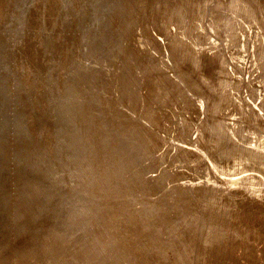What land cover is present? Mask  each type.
Instances as JSON below:
<instances>
[{"label": "rangeland", "instance_id": "374dc122", "mask_svg": "<svg viewBox=\"0 0 264 264\" xmlns=\"http://www.w3.org/2000/svg\"><path fill=\"white\" fill-rule=\"evenodd\" d=\"M22 1L0 0L2 264H264V0Z\"/></svg>", "mask_w": 264, "mask_h": 264}, {"label": "bare ground", "instance_id": "6f19581e", "mask_svg": "<svg viewBox=\"0 0 264 264\" xmlns=\"http://www.w3.org/2000/svg\"><path fill=\"white\" fill-rule=\"evenodd\" d=\"M14 1H16V0H14ZM23 1H25V0H23ZM23 1H22V2H23ZM68 1H69V0H68ZM109 2H110V1H109ZM135 2H136V1H135ZM23 3H24V2H23ZM28 3H29V2L27 1L26 4H28ZM68 3H69V2H68ZM14 4H15V3H14ZM44 4H45V3H44ZM219 4H220V3H219ZM45 5H46V4H45ZM204 5H205V4H204ZM105 7H106V6H105ZM130 8H131V7H130ZM85 10H86V9H85ZM103 10H104V9H103ZM118 10H119V9H118ZM14 11H15V10H14ZM17 11H19V10H17ZM13 13H14V12H13ZM21 13H22V12H21ZM21 13L19 12L18 14L20 15ZM173 13H174V12H173ZM194 13H195V12H194ZM238 13H239V12H238ZM0 14H1V13H0ZM14 14H16V13H14ZM87 14H88V12H87ZM1 16H2V15H1ZM12 16H14V15H12ZM15 16H16V15H15ZM17 16H18V15H17ZM221 16H222V15H221ZM122 17H123V16H122ZM225 17H226V16H225ZM225 17H224V18H225ZM12 18H13V17H12ZM12 18H11V19H12ZM123 18H124V17H123ZM222 18H223V17H222ZM252 18H253V17H252ZM15 19H18V18L15 17ZM228 19H229V18H228ZM97 20H98V19H97ZM222 20H223V19H222ZM229 20H231V19H229ZM19 21H20V19H19ZM223 21H224V20H223ZM225 21H226V20H225ZM14 22H15V21H14ZM142 22H143V21H142ZM162 22H163V21H162ZM223 23H224V22H223ZM225 23H226V22H225ZM57 24H58V23H57ZM95 24H96V23H95ZM11 25H12V23H11ZM11 25H10V26H11ZM15 25H17V24H15ZM226 25H227V24H226ZM254 25H255V24H254ZM37 26H38V25H37ZM40 26H41V25H40ZM95 26H97V25H95ZM232 26H233V25H232ZM224 27H225V26H224ZM25 28H27V27H25ZM86 28H87V27H86ZM7 29H9V28H7ZM13 29H14V28H13ZM20 29H21V28H20ZM87 29H88V28H87ZM87 29H86V30H87ZM22 30H24V28H23ZM22 30H20V32H21ZM73 30H74V29H73ZM101 30H102V29H101ZM127 30H128V29H127ZM9 31H10V30H9ZM42 31H43V30H42ZM16 32H17V31H15V33H16ZM175 32H176V31H175ZM18 33H19V32H18ZM23 33H24V32H23ZM106 34H107V33H106ZM116 34H117V33H116ZM150 34H151V33H150ZM171 34H173V33H171ZM221 34H222V33H221ZM2 35H3V34H2ZM9 35H10V34H9ZM9 35H8V36H9ZM15 35H16V34H15ZM1 37H2V36H1ZM1 37H0V38H1ZM4 37H5V36H4ZM254 37H255V36H254ZM261 37H262V36H261ZM2 38H3V37H2ZM2 38H1V39H2ZM10 38H11V37H10ZM15 40H17V38H15L14 41H15ZM3 41H4V40H3ZM4 42H5V41H4ZM16 42H17V41H16ZM16 42H14V43L16 44ZM158 42H159V41H158ZM186 42H187V41H186ZM1 43H2V41H1ZM79 43H80V42H79ZM107 43H108V42H107ZM2 44H3V43H2ZM15 44H14V45H15ZM134 44H135V43H134ZM3 45H4V44H3ZM16 46H17V45H16ZM92 46H93V45H92ZM9 47H10V46H9ZM11 47L13 48V46H11ZM14 47H15V46H14ZM110 47H111V46H110ZM134 47H135V46H134ZM17 48H18V47H17ZM9 49H10V48H9ZM15 49H16V48H15ZM3 50H4V49H3ZM13 50H14V49H13ZM5 51H6V50H5ZM7 51H8V50H7ZM14 51H15V50H14ZM17 51H18V50H17ZM1 52H3V51L1 50ZM1 52H0V53H1ZM92 52H93V51H92ZM92 52H91V53H92ZM95 52H96V51H95ZM4 53H5V52H4ZM8 54H9V52H8ZM4 55H5V54H4ZM4 55H3V56H4ZM21 55H22V54H21ZM103 55H104V54H103ZM12 56H13V55H12ZM222 56H223V54H222ZM8 57H9V55H8ZM24 57H25V56H24ZM27 57H28V56H27ZM107 57H108V56H107ZM3 58H4V57H3ZM9 58H10V57H9ZM11 58H12V57H11ZM25 58H26V57H25ZM118 58H119V57H118ZM256 58H257V57H256ZM5 59H6V58H5ZM20 59H21V58H20ZM102 59H103V58H102ZM6 60H7V59H6ZM6 60H5V61H6ZM186 60H187V59H186ZM186 60H185V61H186ZM5 61H1V62H5ZM24 61H25V60H24ZM183 61H184V60H183ZM217 61H218V60H217ZM11 63H12V62H11ZM0 64H1V63H0ZM2 64H3V63H2ZM6 64H7V63H6ZM215 64H216V63H215ZM7 65H9V63H8ZM7 65H5V66H7ZM217 65H218V64H217ZM1 66H2V65H1ZM11 66H12V65H11ZM16 66H17V65H16ZM2 67H3V66H2ZM2 67H1V68H2ZM8 67H9V66H8ZM8 67H6L5 70H7ZM12 67H13V66H12ZM130 68H131V67H130ZM0 70H1V69H0ZM3 70H4V68H3ZM5 70H4V71H5ZM12 70H13V68H12ZM31 70H32V69H31ZM2 72H3V71H2ZM5 72H6V71H5ZM70 73H71V72H70ZM55 74H56V73H55ZM87 74H88V73H87ZM0 75H1V72H0ZM71 75H72V74H71ZM89 75H90V74H89ZM3 76H6V75H3ZM3 76H2V77H3ZM5 78H6V77H5ZM80 79H81V78H80ZM0 80H1V77H0ZM5 80H6V79H5ZM48 80H49V79H48ZM2 81H3V80H2ZM46 82H47V81H46ZM0 85H1V81H0ZM74 86H75V85H74ZM0 87H1V86H0ZM2 88H3V87H2ZM5 88H7V87H5ZM8 88H9V87H8ZM8 88H7V89H8ZM40 88H41V87H40ZM77 88H78V87H77ZM109 88H110V87H109ZM3 91H4V90H3ZM7 91H8V90H7ZM7 91H6V92H7ZM11 91H12V90H11ZM12 92H13V91H12ZM61 92H62V91H61ZM0 95H1V92H0ZM8 95H10V94H8ZM11 95H14V94H11ZM2 98H5V97H4V94H2V97L0 98V134L4 132V129H7L6 125H7L8 127H12V128L14 127V126H12V122L10 121L11 118H12V114H13L14 112H13V113H10V115H9V112H7V110H6V111H3V109L1 108V107L4 105L3 102L1 101ZM84 98H85V97H84ZM5 101H6V100H5ZM52 101H53V100H52ZM64 101H65V100H64ZM5 103H6V102H5ZM75 103H76V102H75ZM15 104H16V103H15ZM17 105H19V104H17ZM49 105H50V104H49ZM14 106H15V105H14ZM61 108H62V107H61ZM14 109H15V108H14ZM11 110H12V109H11ZM13 111H14V110H13ZM16 111H17V110H16ZM3 112H6V113H7V116H6V115H3ZM55 112H56V111H55ZM16 113H17V112H16ZM47 113H48V112H47ZM92 114H94V113H92ZM52 116H53V115H52ZM19 118H20V117H19ZM19 118H18V120H19ZM89 118H90V117H89ZM14 119H15V117H14ZM14 119H13V122H14L13 125L19 126L20 123H19L17 120H14ZM54 121H55V120H54ZM90 121H91V120H90ZM10 122H11V123H10ZM37 123H38V122H37ZM56 123H57V122H56ZM82 123H83V122H82ZM14 129H15V128H14ZM77 129H78V128H77ZM25 130H26V129H25ZM14 131H15V130H14ZM89 132H90V131H89ZM83 135H84V134H83ZM85 135H86V134H85ZM90 137H91V136H90ZM134 138H135V137H134ZM88 139H89V138H88ZM185 139H186V138H185ZM130 140H131V139H130ZM2 143H3V141L0 140V148H1V144H2ZM262 145H263V144H262ZM58 147H59V146H58ZM68 147H69V146H68ZM126 147H127V146H126ZM262 147H263V146H262ZM18 148H19V147H18ZM123 148H124V147H123ZM7 149H8V148H7ZM62 149H63V146H62ZM22 150H23V149H22ZM22 150H21V151H22ZM69 150H70V149H69ZM8 152H9V150H8ZM61 152H63V150H62ZM6 153H7V152H6ZM10 153H11V152H10ZM51 153H52V152H51ZM58 153H59V152H58ZM12 154H13V153H12ZM15 154H16V153H15ZM26 154H27V153H26ZM5 155H8V154H5ZM9 155H11V154H9ZM28 155H29V154H28ZM39 156H40V155H39ZM3 157H4V156H3ZM54 157H55V156H54ZM27 158H28V157H27ZM31 158H32V157H31ZM198 158H199V157H198ZM1 159H2V158H1ZM3 159H4V158H3ZM24 159H25V158H24ZM28 159H29V158H28ZM10 160H11V159H10ZM31 160H32V159H31ZM70 160H71V159H70ZM34 161H35V160H34ZM1 162H3V161H1ZM1 162H0V163H1ZM6 162H8V160H7ZM37 162H38V161H37ZM69 162H70V161H69ZM3 163H4V162H3ZM10 163H11V162H10ZM35 163H36V162H35ZM38 163H39V162H38ZM31 164H33L32 161H31ZM2 168H3V167H2ZM39 169H40V168H39ZM3 170H4V169H3ZM5 170H6V169H5ZM62 170H63V169H62ZM6 171H7V170H6ZM16 171H17V170H16ZM7 173H8V172H7ZM0 174H1V173H0ZM3 174H4V173H3ZM119 175H120V174H119ZM0 176H2V175H0ZM2 177H3V176H2ZM0 179H1V177H0ZM2 179H4V178H2ZM23 179H24V177H23ZM66 179H67V178H66ZM5 180H6V179H5ZM5 180H3V181H5ZM18 180H19V179H18ZM25 180H27V179H25ZM7 182H8V181H7ZM19 182H20V181H19ZM25 182H26V181H25ZM20 183H21V182H20ZM3 184H5V183L3 182ZM3 184H2V185H3ZM16 184H19V183L17 182ZM27 184H28V183H27ZM35 184H36V181H35ZM5 185H6V184H5ZM21 185H22V184H21ZM33 185H34V184H33ZM36 185H37V184H36ZM38 185H40V188L42 187L40 183H39ZM6 186H7V185H6ZM24 186H25V185H24ZM26 186H27V185H26ZM168 186H169V185H168ZM18 187H20V186L18 185ZM28 187H29V186H28ZM43 187H44V186H43ZM0 188H2L1 185H0ZM3 188H4V187H3ZM21 188H22V187H21ZM48 188H49V187H48ZM44 189H46V188H44ZM2 190H3V189H2ZM16 190H17V189H16ZM24 190H25V189H24ZM24 190H22V191H24ZM51 190H52V189H51ZM0 191H1V190H0ZM5 191H6V190H5ZM46 191L48 192V189H46ZM12 192H13V190H12ZM25 192H26V191H25ZM5 193H6V192H5ZM17 193H18V192H17ZM23 193H24V192H23ZM23 193H22V194H23ZM27 193H28V191H27ZM44 193H45V191H44ZM51 193H52V192H51ZM51 193H50V194H51ZM29 194H30V193H29ZM47 194H48V193H46V195H47ZM52 194H53V193H52ZM52 194H51V196H52ZM17 195H18V194H17ZM17 195H16V196H17ZM30 195H31V194H30ZM43 195H44V194H43ZM46 195H45V197H46ZM3 196H6V194H5V195L3 194ZM7 196H8V195H7ZM9 196H10V195H9ZM19 196H20V195H19ZM47 196H48V195H47ZM53 197H54V196H53ZM1 198H2V196H1ZM10 198H11V197H10ZM26 198H27V197H26ZM28 198H29V197H28ZM28 198H27V199H28ZM30 198H31V197H30ZM30 198H29V199H30ZM41 198H42V197H41ZM49 198H50V197L48 196V199H49ZM63 198H64V197H63ZM63 198H62V199H63ZM4 199H5V198L3 197V200H4ZM14 199H17V197L14 198ZM23 199H24V198H23ZM23 199H22V200H23ZM27 199H26V200H27ZM44 199H46V198H44ZM64 199H65V198H64ZM0 200H2V199H0ZM6 200H7V199H5V201H2V203H3V202H6ZM12 200H13V198H12ZM12 200H11V201H12ZM19 200H20V199H19ZM26 200H25V201H26ZM37 200H38V199H37ZM46 200H47V199H46ZM49 200H50L51 203H53V202L51 201V199H49ZM49 200H47V201H49ZM53 200H54V198H53ZM59 200H60V199H59ZM67 200H69V199H67ZM23 201H24V200H23ZM23 201H22V202H23ZM27 201H28V203H29V200H27ZM40 201H41V199H40ZM57 201H58V199L56 200V203H57ZM41 202H42V201H41ZM54 202H55V201H54ZM61 202H62V201H60V203H61ZM0 203H1V201H0ZM9 203H10V202H9ZM17 203H18V202H17ZM28 203H26V205H27ZM44 203H45V202H44ZM60 203H59V205H60ZM3 204H4V203H3ZM5 204H6V203H5ZM20 204H21V203H20ZM24 204H25V203H24ZM34 204L37 206V204H36L35 202H34ZM39 204H40V203H39ZM42 204H43V203H42ZM45 204H47V203H45ZM45 204H44V205H45ZM48 204H49V203H48ZM57 204H58V203H57ZM10 205H11V204H10ZM26 205H25V206H26ZM40 205H41V204H40ZM59 205H58V207H59ZM42 206H43V205H42ZM0 207L3 208V207H5V205H4V206L0 205ZM11 207H12V206H11ZM27 207H28V205H27ZM40 207H41V206H40ZM40 207H39V208H40ZM43 207H44V206H43ZM53 207H54V206H53ZM2 208H1V210L3 211ZM14 208H15V207H14ZM54 208H55V207H54ZM9 209H10V208H9ZM9 209H8V211H9ZM27 209H29V207H28ZM36 209H37V208H36ZM41 209H42V207H41ZM48 209H49V208H48ZM11 210H13V209H11ZM15 210H16V209H15ZM15 210H14V211H15ZM20 210H21V209H20ZM23 210H24V209H23ZM46 210H47V209H46ZM50 210H53V208L51 209V207H50ZM56 210H58V209H56ZM56 210H55V211H56ZM4 211H5V213H6V210H4ZM38 211H39V210H38ZM48 211H49V210H48ZM48 211H46V213H47ZM55 211H54V212H55ZM62 211H63V209H62ZM84 211H85V210H84ZM39 212H40V211H39ZM49 212H50V211H49ZM0 213H1V212H0ZM44 213H45V211H44ZM51 213H52V212H51ZM55 213H56V212H55ZM59 213H60V212L58 211V214H59ZM63 213H64V212H63ZM6 214H8V213H6ZM12 214H13V212H12ZM18 214H20V213H18ZM26 214H28V213H26ZM36 214H38V212H37ZM40 214H41V213H40ZM56 214H57V213H56ZM2 215H4V214H1V216H2ZM13 215H14V214H13ZM28 215H29V214H28ZM45 215H46V214H45ZM47 215L50 216L51 214L48 213ZM17 216H18V215H17ZM24 216H25V214H24L22 217H24ZM34 216L37 217L35 214H34ZM38 216H41V215H38ZM43 216H44V215H43ZM52 216H53V215H52ZM55 216H56V215H55ZM58 216H59V215H58ZM2 217H4V216H2ZM9 217H10V215H9ZM31 217H32V216H31ZM31 217H30V218H31ZM6 218H7V217H6ZM15 218H16V217H15ZM26 218H27V215H26ZM39 218H40V217H39ZM59 218H60V216H59ZM0 219H3V218H0ZM4 219H5V217H4ZM11 219H12V218H11ZM13 219H14V218H13ZM32 219H33V218H32ZM42 219H43V218H42ZM46 219H48V217H47ZM49 219H50V218H49ZM49 219H48V220H49ZM57 219H58V217H57ZM5 220H6V219H5ZM25 220H26V219H25ZM38 220H39V219H38ZM38 220H36V221H38ZM52 220L54 221L53 218H52ZM55 220H56V218H55ZM6 221H7V220H6ZM14 221H15V220H14ZM22 221H23V220H22ZM28 221H29V220L27 219V222H28ZM31 221H32V220H31ZM42 221H44V220H42ZM50 221H51V220H50ZM59 221H60V219H59ZM229 221H230V220H229ZM19 222H20V221H19ZM40 222H41V221H40ZM54 222H55V221H54ZM63 222H64V221H63ZM9 223H11V222L9 221ZM29 223H30V222H29ZM36 223H37V222H36ZM42 223H43V222H42ZM42 223H40V224L43 225ZM51 223H53V222L51 221ZM57 223H58V221H57ZM60 223L62 224V221H61ZM25 224H27V223H25ZM31 224H32V222H31ZM34 224H35V223H34ZM34 224H33V225H34ZM40 224H39V225H40ZM58 224H59V223H58ZM15 225H16V224H15ZM18 225H19V223H18ZM9 226H10V224H9ZM45 226H47V225H45ZM49 226H50V225H49ZM49 226H47V227H48V229H47L48 231H47V236H46V237H48V236H51V237H52V235L49 234V232H50V230H52V228H54V227H53L54 225H53L52 227H49ZM56 226H57V224H56ZM18 227H19V226H18ZM26 227H27V226H26ZM26 227H25V228H26ZM33 227H34V226H33ZM36 227H37V226H35V229H36ZM61 227H62V225H61ZM8 228H9V227H8ZM11 228H12V227H11ZM22 228H23V227H22ZM29 228H30V227H29ZM37 228H38V227H37ZM41 228H43V226H42ZM44 228H45V227H44ZM13 229H14V228H13ZM13 229H12V230H13ZM15 229H16V228H15ZM32 229H33V228H32ZM22 230H25V229H22ZM33 230H34V229H33ZM45 230H46V229H45ZM98 230H99V229H98ZM15 231H16V230H15ZM34 231H35V230H34ZM42 231H43V230H42ZM100 231H101V230H100ZM13 232H14V231H13ZM24 232H25V235H26V236H25V235H24V236L27 238V235H28V234H26V233L29 232V234H30L31 231H28V230L26 231V230H25ZM45 232H46V231H45ZM97 232H98V231H97ZM17 233H19V232H17ZM40 233H41V231H40ZM43 233H44V232H43ZM10 234H11V233H10ZM21 234H22V232H21ZM198 235H199V234H198ZM3 236H4V235H3ZM12 236H13V235H12ZM16 236H17V235H16ZM13 237H14V236H13ZM7 238H9V236H8ZM14 238H16V237H14ZM17 238H18V236H17ZM28 238H29V237H28ZM3 239H4V238H3ZM12 239H13V238H12ZM20 239H21V238H20ZM43 239H44V238H43ZM43 239H42V240H43ZM13 240H14V239H13ZM16 240H19V238L16 239ZM28 240H29V239H28ZM28 240H27V241H28ZM36 240H38V238H36ZM5 241H8V239L5 240ZM22 241H23V240H22ZM16 242H17V241H16ZM38 242H39V240H38ZM38 242L35 243V244H36L35 247H37ZM40 242H41V241H40ZM46 242H47V240H46ZM46 242H45V243H46ZM56 242H57V241H56ZM4 243H5V242H3V243L1 242V244H3V247H4ZM10 243H11V242H9V244H10ZM13 243H14V242H13ZM10 245H11V244H10ZM12 245H13V244H12ZM12 245H11V247H12ZM28 245H34V243H30V244H28ZM1 247H2V246H1ZM8 247H9V246H8ZM35 247H33L34 250H36ZM60 247H61V246H60ZM60 247L58 248V246H57L56 243H55V245L52 247L54 250H53L52 248H49V250L47 251V253H48V254H55V256H58V255L60 254V252H61V251H60ZM5 248H6V247H5ZM5 248H4V251L7 250V248H6V250H5ZM2 249H3V248H2ZM26 249L28 250V247H26ZM38 249H39V248H37V250H38ZM11 250H12V249H11ZM13 250H15V249H13ZM24 250H25V249H24ZM31 250H32V247H31ZM31 250H30V252H31ZM39 250H40V249H39ZM55 250H56V251H55ZM4 251H3V253H4ZM15 251H16V250H15ZM7 252H9V251H7ZM26 252H27V251H26ZM26 252H25V253H26ZM36 252H38V251H36ZM39 252H40V251H39ZM1 253H2V252H1ZM16 253H17V252H16ZM18 253H19V252H18ZM18 253H17V254H18ZM21 253H22V252H21ZM31 253H32V254H31ZM31 253H29V254H27V255L25 254L27 257H25V255H21V254H20V257H19V258H20V260H19V261H20V264H35V263H34L35 261L32 262L33 260L31 259V257L33 256L34 258H36L37 256H35V255L33 254V252H31ZM34 253H35V252H34ZM62 253H63V252H62ZM4 254H5V253H4ZM35 254H36V253H35ZM2 255H3V254H2ZM2 255H1V256H2ZM60 255H61V254H60ZM64 255H65V254H64ZM30 256H31V257H30ZM61 256H62V255H61ZM51 257H52V255H51ZM6 262H7V261H6ZM2 263H5V262H4V261H0V264H2ZM36 264H38V263L36 262ZM42 264H43V263H42ZM55 264H56V263H55Z\"/></svg>", "mask_w": 264, "mask_h": 264}]
</instances>
